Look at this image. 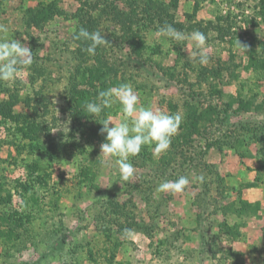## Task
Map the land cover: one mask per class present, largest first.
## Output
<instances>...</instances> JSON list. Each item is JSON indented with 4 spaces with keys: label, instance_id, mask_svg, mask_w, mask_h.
Returning a JSON list of instances; mask_svg holds the SVG:
<instances>
[{
    "label": "rangeland",
    "instance_id": "obj_1",
    "mask_svg": "<svg viewBox=\"0 0 264 264\" xmlns=\"http://www.w3.org/2000/svg\"><path fill=\"white\" fill-rule=\"evenodd\" d=\"M38 1L47 16L26 26ZM98 1L85 25L79 0H0V40L33 53L0 81V220L29 213L11 229L0 221V264H264V77L249 61L264 58L257 0H177L161 20L143 13L161 0ZM200 20L221 25L205 33L203 66L192 41L160 32L187 35ZM81 27L103 34L99 49L140 105L182 117L165 153L153 145L130 157L128 181L100 149L99 121L119 122L120 105L96 121L84 110L93 98L79 95L92 90L83 76L93 62L77 52ZM180 176L183 191L157 190Z\"/></svg>",
    "mask_w": 264,
    "mask_h": 264
},
{
    "label": "clouds",
    "instance_id": "obj_2",
    "mask_svg": "<svg viewBox=\"0 0 264 264\" xmlns=\"http://www.w3.org/2000/svg\"><path fill=\"white\" fill-rule=\"evenodd\" d=\"M7 31L4 25H0V33ZM160 32L176 41L186 39L192 41L194 46L192 59L202 66L209 62V56L204 50L207 38L203 32L195 30L186 35L171 25L161 28ZM73 38L89 42L86 48L89 55H95L99 46L108 43L100 31L90 32L83 27L78 32L74 31ZM32 63L33 53L27 45L14 39L0 40V81H13L22 67L30 66ZM114 104L120 105L122 118L116 122L112 116H106L99 121L102 125L100 134H106L105 142L100 145L101 155L115 158L114 164L118 167L121 179L128 181L135 173L130 157L137 156L143 147L153 145L155 155L165 153L170 148L172 138L179 132L182 117L179 114L170 115L140 105L137 94L129 84L99 91L95 100L84 104V110L97 121L96 118ZM196 179L203 182L204 177L198 176ZM188 184L189 179L180 176L175 181L162 182L157 190L181 192Z\"/></svg>",
    "mask_w": 264,
    "mask_h": 264
},
{
    "label": "trees",
    "instance_id": "obj_3",
    "mask_svg": "<svg viewBox=\"0 0 264 264\" xmlns=\"http://www.w3.org/2000/svg\"><path fill=\"white\" fill-rule=\"evenodd\" d=\"M80 5L75 9V15L79 14V23L87 24L85 19H88L91 17V12L87 13L88 6L89 8H95L97 9L98 0L91 1V0H79ZM177 3V0H169L168 3H165L164 0H161L158 4H155L151 9L145 8L143 10L144 14H147L151 18H157L158 20H161V17L163 15H166L169 12V8L174 6ZM87 6V7H86ZM149 6V4H148ZM256 6L259 8V13L264 16V0H257ZM47 7L49 5H46V2L38 1L37 5L34 7H27L24 10V22L26 26L35 25L36 27L40 26V23L42 20L45 19ZM150 7V6H149ZM74 15V14H73ZM168 23V21L166 22ZM172 24V22H169ZM217 23H213L212 21L204 22L202 20L198 22H192L190 23L189 28L192 30H199L203 32L204 34L214 28L220 27L221 25H216ZM166 25V24H165ZM164 25V26H165ZM223 29L220 28L218 32H221ZM74 36V35H73ZM142 38L134 40L132 39V42L130 43V50L131 53L136 56L142 55V49L139 47V44L142 43ZM79 47L77 48V52L80 56L84 55L87 51L86 48L88 47L87 41H78ZM262 52H264V43L261 44ZM81 48H84L82 51ZM252 53V52H251ZM93 62L89 64V66L85 67L83 78L85 79V83L89 84L90 87H92V90H83L79 93L80 96H84L86 98H93V100L96 99L99 91L107 90L111 87H116L121 85L120 81L117 77V72L115 70V67L113 64H110L106 58L104 57V54L102 53V49H99V47L96 49L95 55L92 57ZM250 64L252 66V69L254 71L260 72L261 76L264 77V58H259V56H255L250 54L249 58ZM78 84V81H76V76L73 77V83L71 85L73 90L76 89V85ZM25 211H21V216L16 215H6L3 219L1 217V222L3 224L9 225L13 223V225H21L19 222L20 220H24L29 216V213H24ZM16 216V217H15ZM18 218V219H16ZM16 222V223H15ZM11 229V227H9ZM7 249V247H6Z\"/></svg>",
    "mask_w": 264,
    "mask_h": 264
}]
</instances>
